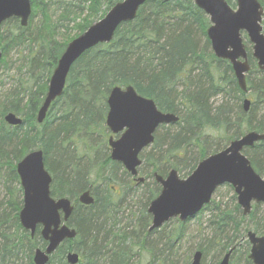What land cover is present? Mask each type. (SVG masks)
Instances as JSON below:
<instances>
[{"label":"trees","instance_id":"trees-1","mask_svg":"<svg viewBox=\"0 0 264 264\" xmlns=\"http://www.w3.org/2000/svg\"><path fill=\"white\" fill-rule=\"evenodd\" d=\"M81 1L57 3L60 14L53 21L52 2L30 0L29 25L22 28L18 20L11 19L3 25L14 24L12 29L18 34L8 32L9 37L0 32L3 54L0 69L6 63L8 49L25 47L29 52L27 66L23 68L31 75L30 87L18 84L0 97V181L5 195L0 202V264L15 263L20 255L26 256L27 264H33L34 250L46 245L39 228L31 238L18 220L22 201L15 166L33 150L43 152L46 170L52 178L51 196L74 201L67 226L75 230L76 237L61 244L47 264H67L65 256L69 252L79 255L78 264H178L175 248L184 241V224L174 221L164 225L163 231L147 232L150 216L145 209L159 192L152 174L164 176L173 168L189 175L209 150L213 149L211 154L219 152L228 142L250 131L264 133V71L257 68L247 49L250 71L246 85L251 105L244 112L241 103L244 95L229 63L213 56L205 34L208 19L193 0L148 2L139 9L135 20L116 30L110 44L96 46L72 66L62 97L52 105L44 124L38 126L37 109L66 44L123 0H89L82 1L83 5ZM234 1L226 0L232 7ZM259 2L264 8V0ZM36 13L41 15L40 24L26 35L32 29ZM66 22H75V35L67 38L62 34L58 40V31L65 29ZM179 84L184 86L181 92L177 90ZM128 86L140 96L152 99L161 112L178 116L179 121L176 125L161 127L164 132L155 134L151 151L141 153L139 173L152 182L145 180L139 185L146 186L148 191L139 218L133 219L131 226L120 228L115 221L107 225L110 215L107 216L108 208L103 206L114 204L112 199L116 194L109 184L120 165L111 162L108 153L104 155L101 149L108 150L103 140L108 94L114 87ZM220 95L224 102L212 109L210 99ZM9 113L22 118L21 126L5 124L3 118ZM209 130L222 131L223 144L208 140L205 133ZM94 136L102 139L99 147H95L100 141ZM243 154L258 173H264V143L245 149ZM107 165L112 171H104ZM93 177L96 180H91ZM99 179L102 184L96 182ZM149 186L152 187L148 189ZM135 188L137 185L121 186L117 205L128 196L142 199L144 193L136 196ZM86 190H91L94 197L93 205L88 207L76 201ZM208 209L217 213L209 220L211 234L195 251H201L203 259L209 252L213 257H221L232 247H235L234 253L238 252L237 245L249 230L244 226L246 217L241 215L238 206L227 211L211 203ZM257 217L254 216L252 230L264 236V219ZM169 224L175 225L166 231ZM191 253L182 259V264H190ZM242 259L244 264H251L246 254Z\"/></svg>","mask_w":264,"mask_h":264},{"label":"water","instance_id":"water-1","mask_svg":"<svg viewBox=\"0 0 264 264\" xmlns=\"http://www.w3.org/2000/svg\"><path fill=\"white\" fill-rule=\"evenodd\" d=\"M168 0H123L115 4L106 15L89 25L78 37L69 42L59 56L48 81L46 93L37 110L35 121L44 123L53 103L65 90L71 67L88 51L98 45L110 44L116 30L137 17L139 9L148 2ZM232 9L225 0H194L209 20L205 33L212 53L217 59L227 61L243 94L248 93L246 74L250 70L247 50L241 35L244 33L252 45V58L257 68L264 71V34L262 30L263 8L258 0H235ZM30 0H0V26L15 18L21 27H26L31 17ZM2 53L0 50V61ZM108 112L105 126L114 140L108 139L110 160L123 166L136 184L144 182L138 177L141 166L139 155L154 142V134L160 126L174 125L179 118L170 113L160 112L153 100L137 94L133 87H114L107 97ZM250 108L248 99L243 101V110ZM4 122L16 127L22 119L7 114ZM264 142V133L250 131L228 146L200 161L194 171L185 179L171 169L165 177L154 173L153 178L160 186L159 194L149 203L147 213L151 217L149 231L160 229L173 219L186 223L199 214L210 202L216 190L224 185L230 186L237 198L243 215L251 212L252 203H264V179L251 166L243 154L246 148ZM16 173L23 191V207L19 213L21 227L33 236L36 227H41L40 235L47 243L44 251L37 249L33 264H47L49 257L67 240H73L76 232L66 223L73 212L72 201L68 198L53 199L50 194L52 179L45 170L43 152L35 150L28 153L17 165ZM77 201L83 206L94 203L90 190L78 195ZM250 244L248 259L252 264H264V238L254 233L246 234ZM231 250L219 264H229ZM202 253L197 251L191 264H200ZM67 264H77L76 253L66 255Z\"/></svg>","mask_w":264,"mask_h":264},{"label":"rangeland","instance_id":"rangeland-1","mask_svg":"<svg viewBox=\"0 0 264 264\" xmlns=\"http://www.w3.org/2000/svg\"><path fill=\"white\" fill-rule=\"evenodd\" d=\"M45 1L46 2H52V5L50 6V14L52 16V20L55 21L56 19H58L59 14H60L59 11H57V8H58L57 3H62V2H64V0H45ZM82 1H89V0H82ZM82 1L80 2L81 4L83 3ZM54 3H56V5H54ZM232 8L233 9L235 8V1H234V7H232ZM40 20H41V15L39 13H36V15L34 16V19H33L32 29L26 35H29L31 32L32 33L34 32V29L39 26ZM98 20H96V21H98ZM93 21H95V20H93ZM263 21H264V19H263ZM76 22H80V21L77 20ZM64 24H66L65 29H62L61 32L58 31V36H57L58 40L60 38L59 36H61L62 34L65 35V37H67V38L75 35V30L73 29L75 22H73V23L72 22H69V23L66 22ZM12 25H14V24L1 26L0 32L6 36H9L8 34L10 32L12 33V35L18 34L15 29H12ZM31 36H32V34H31ZM31 36H30V38H31ZM203 42H204V37L201 35V38H200L201 45L203 44ZM243 42L245 43L247 49L251 50V44L248 42L247 38L243 37ZM28 52H29L28 49L25 47L24 48L23 47H21V48H13L12 47V48L8 49V54L5 58L6 63H5V65L1 66V69H0V97H3L4 95H7V93H9L10 91L14 90L15 86H17L18 84L19 85L21 84V85H23V87H26V88L31 86V81H30L31 75L28 76V74H26V69L23 68V67L27 66V64H25V63L27 62ZM1 59L3 60V56ZM183 88H184V86H182V84H179L178 88H177L178 92H181L183 90ZM244 98H247L249 101H251V98L249 97V95L244 96L242 98V101ZM227 101H228V99H227ZM223 102L224 101H223V98L221 95L220 96H214L210 99V105L212 106V109H217V107L221 106ZM104 126H105V124H104ZM105 128H106V126H105ZM163 132H164V129L159 128L157 130L156 134H161ZM105 134L106 135H105V138L103 140H104V143H106V147H107V140L111 134L108 132L107 129L105 131ZM223 135H225V134L222 133V131L221 132H215V131L209 130L205 133V136H207L208 140L214 141V144H216V143L223 144L221 142L222 140L220 139V138H222ZM113 137H116V136H113ZM94 139L97 140V142L100 141V143L96 144V146H95V147H99L101 145L102 139H99L96 136H94ZM94 148H93V150H94ZM107 149H108V147H107ZM151 149H152V145L144 151L150 152ZM79 150L80 151L83 150L82 147H80ZM212 150L213 149L209 150L207 156L211 155ZM86 153L88 154L90 152L87 151ZM101 153H103L104 155H106L108 153V155H109V150H106L105 148H103V149H101ZM101 162H102V160L98 163H101ZM144 169L146 170V167ZM104 171L105 172L112 171L111 166L110 165L105 166ZM123 171H124V169L120 165L117 168L116 172H114V175H115L114 180L111 181L109 184V186L113 190L112 193L116 194L112 199V201L114 203L112 205V208L115 207L116 209H118V214L116 216L110 215L109 218L107 219V225L108 226L113 224L114 221L115 222L117 221V222H120L122 224L119 226L120 228H122V226L125 224H130V222H132L133 219L135 220L136 218H139L140 213H142L143 209H144L143 208L144 199H145L144 196H146V194L148 192L146 186L141 187L138 185L137 188H135L136 189L135 194H136V196H140L144 193L142 199L138 200V198L136 199V197L132 198L131 196H128V197H126L127 200L118 206L117 203H118L119 197H120L121 186L135 185L133 183L132 179L130 177H127L123 173ZM168 171L169 170H167V172ZM105 176H107L106 173H105ZM179 176L182 179H185L189 175L186 174V172H181V173H179ZM141 177H145V175H141ZM91 180H96V179L93 177ZM96 182L99 184H102V181L100 179ZM146 182L151 183L152 180L147 179ZM151 187L152 186H149L148 189ZM158 187H159V185H158ZM233 195H234V192L230 186H228V185L221 186L216 190L215 194L213 195V202L217 203L221 209L231 211L233 209V205L235 202L234 200H232ZM4 196H5L4 195V188H3L2 182L0 181V202H2V198ZM19 199L22 201V193H21V197H19ZM148 205H149V203H148ZM147 208H148V206H146V209H145L146 211H147ZM262 210H263V207L259 206L257 213H256L258 215L257 219L262 216V213H263ZM214 213L211 212V209L204 210V211L200 212L198 215H196L194 218L189 220L187 223L184 224V226H185V228H184L185 229L184 241L182 243L180 242L181 245H178V247L175 248L178 251L176 254L177 259H178V264H182V259H184L187 256L188 252H190V251L192 252L191 257H190V262H191L192 255L195 252V249L200 244H203L205 239L209 238V236L211 234V226L209 224V220L212 219V214H214ZM129 219H132V220L129 221ZM171 223H174V221H172ZM131 224H130V226H131ZM174 225L169 224L167 229H165V230L166 231L171 230ZM244 226H246V229L248 228L249 230L252 231L254 224H251L250 222H248V224H247V222L245 221ZM160 229H161V231H163L162 228H160ZM245 234L246 233H244V235ZM239 243H240V249L236 255L235 261L237 260V258L240 255L242 256L245 251L249 250V245L246 244L245 241L240 240ZM221 257H217V256L213 257V253L209 252L204 257L201 264H217L220 261ZM20 258H22L23 260L22 259L20 260ZM239 260L241 261V259H239ZM14 262L15 263L9 262L7 264H27L28 261H27L25 255H23V257L20 255L19 259L18 260L15 259Z\"/></svg>","mask_w":264,"mask_h":264},{"label":"flooded vegetation","instance_id":"flooded-vegetation-1","mask_svg":"<svg viewBox=\"0 0 264 264\" xmlns=\"http://www.w3.org/2000/svg\"><path fill=\"white\" fill-rule=\"evenodd\" d=\"M111 137V136H110ZM109 137V138H110ZM108 138V139H109ZM119 138V136H116V137H113V139L114 140H116V139H118ZM264 143V142H263ZM151 146V145H150ZM149 146V147H150ZM107 147H108V145H107ZM147 149V148H146ZM146 149H144V150H146ZM252 149V148H251ZM108 150H109V147H108ZM109 155H110V152H109ZM253 167V166H252ZM254 168V167H253ZM255 169V168H254ZM255 172L262 178V179H264V173H258L257 172V170H255ZM139 173V172H138ZM140 174V173H139ZM131 179H132V181H133V183H134V178L133 177H130ZM145 178V177H144ZM145 180H146V178H145ZM135 184V183H134ZM136 185V184H135ZM234 192V191H233ZM215 194V193H214ZM213 194V195H214ZM232 200H234L235 202H234V205H233V209H234V207H236V206H238V203H237V198H236V195H235V193H234V195L232 196ZM211 203H214L213 202V196H212V199H211V202L202 210V211H204V210H208V207H210L211 206ZM215 204H217V203H215ZM259 206H262L263 207V210H262V217H263V219H264V203H260V204H256V203H252V205H251V212L247 215V216H244L243 215V212H242V209L238 206V210H239V212L241 213V215L243 216V217H246V220H247V222H250L251 224H254V222L256 221V219H255V221H254V216H258L256 213H257V210H258V207ZM232 209V210H233ZM201 211V212H202ZM147 212V211H146ZM217 213H214V214H212V215H216ZM253 217V218H252ZM176 221V220H175ZM150 223H151V219H150ZM264 225V223H262V226ZM154 231H156V230H154ZM154 231H149V229L147 230V232L148 233H151V232H154ZM36 232V231H35ZM248 232H252V233H254L257 237H263L264 238V236L263 235H259V234H257V233H255L253 230L251 231V230H249V231H247L246 232V234L248 233ZM35 234V233H34ZM246 234L240 239V240H242V241H245V243L246 244H248L249 245V249H250V244H249V242H248V240H247V237H246ZM34 237V235L33 236H31V238H33ZM237 247L238 248H240V243H238V245H237ZM232 251L231 252V255H230V258H229V264H244V260L242 259V257L246 254V256H247V259H248V254H249V250L247 251L248 253H246V251L244 252V254L241 256H239V259H241V261L237 258V260L235 261V259H233L232 260V256L234 255V258H236V255H237V253L239 252H235L234 253V250H235V247H232V248H230L227 252H226V254L229 252V251ZM247 250V249H246ZM36 251V249L34 250V252ZM202 253V252H201ZM249 260V259H248ZM79 261H80V258H79ZM202 261H203V254H202V258H201V263H202ZM250 261V260H249ZM251 262V261H250ZM79 263V262H78ZM77 263V264H78ZM200 263V264H201ZM252 264V263H251Z\"/></svg>","mask_w":264,"mask_h":264},{"label":"bare ground","instance_id":"bare-ground-1","mask_svg":"<svg viewBox=\"0 0 264 264\" xmlns=\"http://www.w3.org/2000/svg\"><path fill=\"white\" fill-rule=\"evenodd\" d=\"M10 114H12V113H10ZM13 115H14V114H13ZM15 116H16V115H15ZM18 117L21 118L20 116H18ZM21 119H22V118H21ZM90 192H91V190H90ZM91 195L93 196L92 192H91ZM93 198H94V197H93ZM101 204H103V203H101ZM103 206H104V207L106 206V207L108 208V209H107V216H108V215H111V214H112V215H115V214L117 215V214H118V209H116V208H112V207H110V206H107V203H104ZM131 220H132V219H129V221H131ZM116 222H117V221H116ZM131 223H132V222H130V224H131ZM130 224H125V225L122 226V228H123V227H126V225L130 226ZM132 224H134V223H132ZM132 224H131V225H132ZM120 225H122V224H121L120 222H118V227H119Z\"/></svg>","mask_w":264,"mask_h":264}]
</instances>
